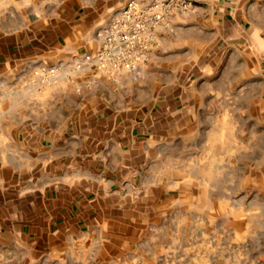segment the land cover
Instances as JSON below:
<instances>
[{
  "label": "crops",
  "instance_id": "obj_1",
  "mask_svg": "<svg viewBox=\"0 0 264 264\" xmlns=\"http://www.w3.org/2000/svg\"><path fill=\"white\" fill-rule=\"evenodd\" d=\"M130 1L0 0V264H264V160L207 163L198 77L208 45L264 59V0L172 16L142 81L29 85L95 53Z\"/></svg>",
  "mask_w": 264,
  "mask_h": 264
},
{
  "label": "rangeland",
  "instance_id": "obj_2",
  "mask_svg": "<svg viewBox=\"0 0 264 264\" xmlns=\"http://www.w3.org/2000/svg\"><path fill=\"white\" fill-rule=\"evenodd\" d=\"M207 58L198 59L199 81L205 83L208 90L206 99L212 103L208 106L209 122L207 123V163L217 161L224 165L234 164L236 159L247 164V148L252 145L256 152L255 163H262L264 153V59L261 56H247L235 52L232 48L223 53L219 44L208 45ZM240 48V47H239ZM234 49V47H233ZM206 50V48H204ZM204 51L200 53L201 55ZM261 57V58H260ZM214 88V90H211ZM212 149V150H211ZM236 149L239 153L236 154ZM235 151V152H234ZM242 153V154H241ZM198 220L192 221V226ZM193 258L199 259V235L189 236ZM207 236V242H211ZM175 258L180 259L182 237L178 238ZM204 255V254H203ZM177 262V261H176Z\"/></svg>",
  "mask_w": 264,
  "mask_h": 264
},
{
  "label": "built area",
  "instance_id": "obj_3",
  "mask_svg": "<svg viewBox=\"0 0 264 264\" xmlns=\"http://www.w3.org/2000/svg\"><path fill=\"white\" fill-rule=\"evenodd\" d=\"M197 4L198 0H131L101 34V45L95 53L40 65L32 71L28 83L42 94L62 81L77 79H85L88 87L100 78L115 85L142 81L158 34L170 30L172 16L190 15Z\"/></svg>",
  "mask_w": 264,
  "mask_h": 264
}]
</instances>
